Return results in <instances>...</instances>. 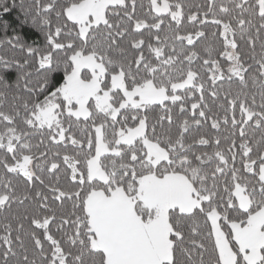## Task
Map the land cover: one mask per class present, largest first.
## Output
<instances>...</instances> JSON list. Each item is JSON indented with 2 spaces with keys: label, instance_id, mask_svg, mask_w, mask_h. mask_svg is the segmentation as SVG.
Returning a JSON list of instances; mask_svg holds the SVG:
<instances>
[{
  "label": "snow or ice",
  "instance_id": "6c2138e0",
  "mask_svg": "<svg viewBox=\"0 0 264 264\" xmlns=\"http://www.w3.org/2000/svg\"><path fill=\"white\" fill-rule=\"evenodd\" d=\"M130 3L131 10L128 0H28L27 6L25 0L19 5L0 0V17L18 7L21 24L30 23L43 33L47 48L41 52L22 44L19 35L0 41L36 57L43 77L31 87V73L24 71L27 59L0 58V97L19 89L20 81L28 93L21 104L23 115L15 105L11 111L0 110V213L32 199L18 193L15 178L23 177L28 186L44 184L37 170L56 175L61 169L60 152L53 159L48 152L33 154L34 132L47 129L53 144L70 142L73 149L62 156L71 188L49 186L52 198L61 205L70 200L73 211L57 223L48 197L37 191L30 221L28 215L4 216L0 264H264V0H207L206 11L187 15L193 26H217L213 36L222 39L218 55L227 61L226 71L213 56L216 50L206 47L204 57L194 50V37H204V31L180 34L185 5L179 0H149V15L155 14L150 21L135 14L136 0ZM167 17L176 28L171 37L161 39L159 30ZM3 27L7 31V21ZM142 29L157 43L147 44L145 56L144 39L133 36L130 47L138 55L127 59L120 42ZM62 33L66 41L58 39ZM237 37L247 38L252 63L243 59ZM185 41L193 47L185 48ZM197 59L202 60L201 72L192 66ZM13 68L21 73L15 85L3 75ZM225 79L239 82L238 91L223 93L228 106L223 124L231 125L227 151L220 148L218 137L188 142L186 133L202 121L211 119V127L219 130L221 120L206 111L203 93L210 81L209 94L218 97V82ZM249 81L259 92V105ZM195 92L200 93L198 102L193 101ZM185 102H191V123L185 119L173 132V107L179 106L183 114ZM157 106L159 118L150 125L147 113ZM72 118L77 126L83 118V139L71 133ZM165 121L167 131L158 133L157 124L164 129ZM256 132L259 139H254ZM213 143V151L204 150ZM237 156L255 182L236 167ZM24 221L30 222L28 229ZM53 224L62 233L60 239L51 233Z\"/></svg>",
  "mask_w": 264,
  "mask_h": 264
},
{
  "label": "trees",
  "instance_id": "16d2710c",
  "mask_svg": "<svg viewBox=\"0 0 264 264\" xmlns=\"http://www.w3.org/2000/svg\"><path fill=\"white\" fill-rule=\"evenodd\" d=\"M9 5H11L12 0H8ZM16 4L19 5L21 0H15ZM42 2H45V0H42ZM60 2H63V0H60ZM129 2V8L131 10V3L130 0ZM169 3H175L176 0H168ZM179 2L183 3L185 5L184 7V13H185V19L183 23L181 24L179 31L180 34H189V33H194L196 30H202L205 32V36L201 37L199 39H196L194 37L195 45H194V50L199 53L201 57L206 56L207 54L205 53L204 49L206 47H210L216 51L213 52L214 58L218 59L223 66L224 70L226 71L227 68V61H225L222 57L218 55V50L222 48V39L217 35L213 36V32H218V28L215 25L212 24H207V25H200L196 24L193 26L191 23L187 22V15L190 12H196L198 9H203L206 11L207 9V0H179ZM219 3V0H217ZM28 0H25V5L27 6ZM137 16L141 18H147L149 21L151 20V17L154 16L155 14L152 13L149 15V0H136V13ZM23 15L20 13V9L17 7L13 9L10 13L0 17V41H6L9 38H11L13 35H19L21 40L20 42L25 45H31L33 48H38L40 49L41 52H46L47 48L45 45V38L44 34L41 33L37 28H34L29 24H21V20H23ZM52 20L53 23H55V15L54 13L52 14ZM112 21L114 23L119 22V17L117 16H112ZM204 17L201 16V19ZM210 19V17H209ZM258 21V17L256 18ZM7 21L8 28L7 31L4 30V22ZM70 23V22H69ZM171 23L172 29H169V24ZM127 26V25H126ZM176 25L174 22L171 21L170 17H167L165 20V23L161 25V29L159 30V35L161 39H163L165 36L171 37L173 35V31L175 30ZM156 30L153 29L152 33H155ZM252 34L255 35V29L252 30ZM136 37L138 39H144L145 45H144V55L149 56L148 50H147V44L152 43L153 45H156V40L154 38L153 34H150L149 30L147 29H142L141 33H132V36L126 38L125 40L121 41V46L125 47L127 49V59H132L133 56L138 55L137 50L132 49L130 47V40L132 37ZM264 36V34H262ZM59 40L61 41H66L68 37H66L63 33L61 34L60 37H58ZM238 42L240 44L239 51L242 54L243 59L247 63H252L250 60V56L252 54V49L247 45L246 43V37L244 40H240L239 37H237ZM169 43H172L170 40ZM185 48H191L193 46L187 45V42H184L183 45ZM177 47H179V44H177ZM165 51H171L170 48H166ZM256 53L260 52V42L258 41L256 44L255 48ZM61 55H63L61 53ZM113 55L117 57H121L120 53H113ZM0 58H7L10 60H18V61H23L24 59H27L28 65L25 67L24 71L31 73V76L29 77L31 81V87H36L40 81L43 79L42 75L40 72L37 71L38 69V61L36 57L32 56L29 57L26 55L25 52H22L19 50V48L13 49L10 45L7 44H0ZM59 58V57H57ZM123 58V57H121ZM153 62L155 63L154 57L152 58ZM201 65H202V60L197 59L196 61L193 62V68L194 70L201 72ZM20 70L13 68L9 70L7 73L3 74L6 76V80L10 82L11 84L15 85L18 76L20 75ZM206 80V76H205ZM23 84L24 81H20V88L17 89L13 87L11 90L8 91L6 96L0 97V110L3 111H11L13 108V105H15L16 109L21 111V114L23 115V109L21 107V104L23 103V99L28 98V93L23 91ZM222 87V91H220V95L216 98H213L209 93L212 90V85L210 81H207L205 84V90H204V99L205 102L208 105V109L206 111H209L210 116H218L221 120V126L219 130L213 129L211 127V119H209L206 122L202 121L201 126L197 129L195 125L192 126L190 129L189 133H186V138L188 142H191L194 138L198 139L200 136H204L205 138H219L220 139V148L227 151L228 145L230 140L227 139L231 135V125H224L223 124V117L225 115V108H227L226 100L224 97V92H227L231 90L233 93L239 90V82L237 80H234L232 82H229L227 79H225L223 82H218L217 85V90H220ZM4 89L0 88V92H3ZM249 91L250 92H256V102L257 105L260 103V98H259V92L257 89H252L251 87V81H249ZM19 95L22 97L21 100H14V96ZM200 97L199 92H195L193 96V101L198 102ZM44 98V94H41L39 96V99L42 100ZM32 100L37 99V97L33 96L31 97ZM169 106H171L170 102ZM224 104V108L219 107V105ZM186 111L181 114L180 113V108L179 106H174L173 107V120L176 122L173 125L172 131H176V124L182 123L183 120L187 119L191 123L193 112L191 109V102H185L184 104ZM198 111L197 110V118L198 117ZM148 118H149V124L156 123V121L159 118L160 115V110L157 107H155V110L148 111L147 113ZM237 118H239V112L237 109ZM64 119V127L68 128L69 126V121L68 118L65 114L63 117ZM231 119V114L229 113V120ZM72 128H71V133L75 135L76 138L78 139H83L81 135V129L84 128L85 122L83 119L79 122V126H77L75 122V118H72ZM165 126L164 129H161L159 124H157V132H163L167 131V122L165 121ZM23 126V125H20ZM90 130V129H89ZM47 129H44L43 132H34L30 138L31 144L34 146L33 147V154L36 156H39L40 152H48L49 153V159H53V153L55 152H60V161H61V169L60 171L56 174H50L47 172V170L43 172H39L37 170V174L41 176V178L44 180V184H40L39 181H36L32 186H28L27 183L24 181L23 177H17L15 178V182L18 185L17 191L19 194H28L32 199L27 200L24 202L23 205L15 204L11 208V212H4L0 213V224L4 223V216L8 215L9 219H11L12 216H21V215H28L29 216V221L31 218V211L32 209L37 207L38 202L35 199V193L37 191L42 192L44 195L48 197V205L49 207L56 213L57 216V223L59 222V218L62 215L65 214H70L73 209H72V202L70 200L65 199L64 203L61 205L60 201H56L52 198V193L49 191V186H58L61 189H69L71 188L72 181L70 179V169L65 171L67 169L66 165H63L62 163V156L65 152L68 154H73V149L72 145L70 142L65 144H61L59 146L53 144L47 137ZM251 135V133H250ZM236 139H237V144H239V133L237 131L236 134ZM254 139H259V132L255 133ZM41 140H44V143L41 144ZM36 145H40L39 149L35 147ZM216 148L215 143H213L211 146H205L204 150L205 151H213ZM0 155H3L2 150H0ZM253 155H255V150ZM231 162V161H230ZM236 167L241 168V172L243 176L248 177L252 182H255V178L251 176L249 173H244L242 170V165H241V158L240 156H237L236 158ZM214 167V164L211 165ZM3 169L0 168V173H3ZM29 221H24L25 228L28 229L30 227V222ZM13 224H15V221H12ZM202 223V221H201ZM187 227H186V234H187ZM51 233L54 235L55 238L60 239L62 236V233L58 232L56 229V225L53 224L51 227ZM13 236H15V233H13ZM42 234H41V239H42ZM26 244H28V247L31 248V244L28 243V239L25 238ZM45 246L47 247V242H45ZM191 246V245H187ZM178 258H181V254L178 252L177 253ZM207 259V256L205 257Z\"/></svg>",
  "mask_w": 264,
  "mask_h": 264
},
{
  "label": "rangeland",
  "instance_id": "374dc122",
  "mask_svg": "<svg viewBox=\"0 0 264 264\" xmlns=\"http://www.w3.org/2000/svg\"><path fill=\"white\" fill-rule=\"evenodd\" d=\"M81 119H83V118H81Z\"/></svg>",
  "mask_w": 264,
  "mask_h": 264
}]
</instances>
